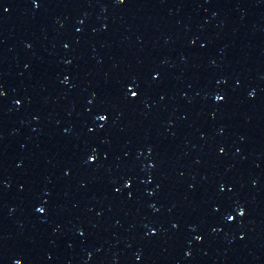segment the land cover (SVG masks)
<instances>
[{"label":"water","instance_id":"1","mask_svg":"<svg viewBox=\"0 0 264 264\" xmlns=\"http://www.w3.org/2000/svg\"><path fill=\"white\" fill-rule=\"evenodd\" d=\"M0 264H264V0H0Z\"/></svg>","mask_w":264,"mask_h":264}]
</instances>
